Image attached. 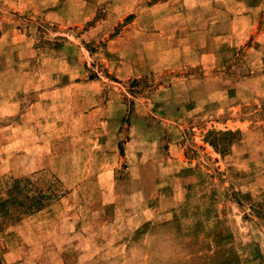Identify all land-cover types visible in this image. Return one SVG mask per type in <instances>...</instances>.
Here are the masks:
<instances>
[{
  "label": "rangeland",
  "instance_id": "1",
  "mask_svg": "<svg viewBox=\"0 0 264 264\" xmlns=\"http://www.w3.org/2000/svg\"><path fill=\"white\" fill-rule=\"evenodd\" d=\"M35 194L0 264H264V0H0V198Z\"/></svg>",
  "mask_w": 264,
  "mask_h": 264
},
{
  "label": "trees",
  "instance_id": "2",
  "mask_svg": "<svg viewBox=\"0 0 264 264\" xmlns=\"http://www.w3.org/2000/svg\"><path fill=\"white\" fill-rule=\"evenodd\" d=\"M26 196L27 197L24 196L25 198L22 197L21 199L17 198V196H10L9 198L3 199L0 198V230L3 227L2 220L7 218V216H11L12 221H17L22 215L32 213L43 207V200L46 198L45 195L35 194Z\"/></svg>",
  "mask_w": 264,
  "mask_h": 264
}]
</instances>
